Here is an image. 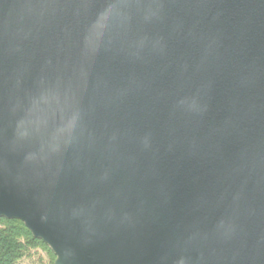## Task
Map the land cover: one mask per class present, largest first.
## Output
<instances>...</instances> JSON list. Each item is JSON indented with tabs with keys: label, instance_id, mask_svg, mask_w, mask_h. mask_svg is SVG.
<instances>
[{
	"label": "water",
	"instance_id": "water-1",
	"mask_svg": "<svg viewBox=\"0 0 264 264\" xmlns=\"http://www.w3.org/2000/svg\"><path fill=\"white\" fill-rule=\"evenodd\" d=\"M54 264H264V0H0V220Z\"/></svg>",
	"mask_w": 264,
	"mask_h": 264
},
{
	"label": "trees",
	"instance_id": "trees-1",
	"mask_svg": "<svg viewBox=\"0 0 264 264\" xmlns=\"http://www.w3.org/2000/svg\"><path fill=\"white\" fill-rule=\"evenodd\" d=\"M55 256L22 222L0 220V264H54Z\"/></svg>",
	"mask_w": 264,
	"mask_h": 264
}]
</instances>
